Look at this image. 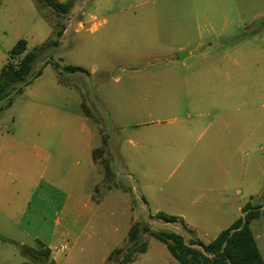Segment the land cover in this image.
<instances>
[{"label":"rangeland","instance_id":"rangeland-1","mask_svg":"<svg viewBox=\"0 0 264 264\" xmlns=\"http://www.w3.org/2000/svg\"><path fill=\"white\" fill-rule=\"evenodd\" d=\"M66 1H73L68 13L37 0H0V69L21 38L27 39L28 50L39 47L34 69L49 59L61 64L59 73L52 64L44 65L10 106L0 101V139L30 138V124L95 123L106 138L99 155L107 168L105 185L130 189L136 220L183 232L187 240L192 234L213 240L242 211L235 207L202 215L195 209L209 192L208 174L219 168L213 156L222 148L216 142L209 145L211 130H204L211 117L198 112L231 104L233 98L222 103L218 90L223 73L235 71V104L253 109L252 117L262 120L264 0ZM58 29L63 30L59 43L46 44L57 38ZM182 50L190 55L181 58ZM65 65L86 72H71ZM71 132L61 127L42 131L48 138L69 137ZM237 155L242 171L251 163L248 176L254 184L248 190L258 188L248 195L242 187L238 198L261 206L250 226L264 256V142L242 145ZM15 178V169L0 163V264H41L4 240L14 234L13 224L28 197L26 183H15ZM179 194H188L194 207ZM158 211L186 213L198 218L200 226L189 232L158 221L151 217ZM143 238L148 249L135 264H182L165 243L149 234ZM30 247L44 259L41 245Z\"/></svg>","mask_w":264,"mask_h":264},{"label":"crops","instance_id":"crops-1","mask_svg":"<svg viewBox=\"0 0 264 264\" xmlns=\"http://www.w3.org/2000/svg\"><path fill=\"white\" fill-rule=\"evenodd\" d=\"M224 56L230 57L228 53ZM223 74L218 93L222 103L233 98L231 104L198 112L200 116L211 117L204 130V133L211 130L209 145L216 142L222 147L213 156L219 168L208 174L212 179L209 192L203 203L195 205L202 215L235 207L242 211L246 202L242 203L238 196L243 188L248 195L258 191V188L248 190L254 184L248 176L251 163L242 171L237 154L242 145L264 142V115L258 121L257 116L252 117L253 109L235 104V96L239 94L234 85L238 74L235 71ZM259 105L264 108V102ZM59 127L72 130L70 136L48 138L42 133ZM26 130L30 138L16 142L0 139V163L15 169V183H26L24 187L28 190L12 227L14 234L4 240L19 248L38 243L49 252L48 264H104L112 250L127 237L136 218L128 191L123 186L105 185L107 168L99 157L106 145L102 128L85 122L80 127L73 123L30 124ZM173 196L177 194L174 192ZM178 196L188 207H194L195 201L188 194ZM112 207L119 212L118 217H114ZM174 215L182 217L191 228L200 226L198 218H190L186 213ZM238 217L230 218L227 227ZM225 228L218 230L216 236ZM139 255L131 264L139 260Z\"/></svg>","mask_w":264,"mask_h":264},{"label":"trees","instance_id":"trees-1","mask_svg":"<svg viewBox=\"0 0 264 264\" xmlns=\"http://www.w3.org/2000/svg\"><path fill=\"white\" fill-rule=\"evenodd\" d=\"M37 1L49 5L58 13H68L73 7V1ZM55 34L57 38L46 44L59 43L63 30L58 29ZM44 46L45 44L40 48ZM38 51L39 47L28 50V41L25 38L19 39L10 50L7 63L0 69V101L7 100V106L12 104L15 95L21 94L25 86L42 74L44 65L52 64L59 73L61 64L55 59H49L42 67L34 69L38 60ZM64 68L71 72H86L85 68L76 65H65ZM123 188L130 191L127 187ZM132 200L135 202L136 198L132 197ZM260 208V205L254 206L251 202H247L242 207L241 216L209 242L193 234L187 240L183 232L154 229L150 221L135 220L127 237L112 250L104 264H131L140 253L148 249V242L143 238L144 234L154 236L165 243L174 258L182 264H264V256L250 226L252 220L259 216ZM151 217L158 221L182 225L189 232H194L178 215L158 211ZM20 249L22 254L31 260L48 264L49 252L46 249L42 251L44 259L38 257L39 251L30 246L20 245Z\"/></svg>","mask_w":264,"mask_h":264},{"label":"water","instance_id":"water-1","mask_svg":"<svg viewBox=\"0 0 264 264\" xmlns=\"http://www.w3.org/2000/svg\"><path fill=\"white\" fill-rule=\"evenodd\" d=\"M188 54H189V51H187V50H182V51L180 52V57H181V58H184V57H186Z\"/></svg>","mask_w":264,"mask_h":264}]
</instances>
